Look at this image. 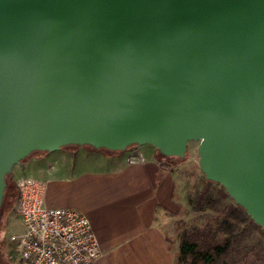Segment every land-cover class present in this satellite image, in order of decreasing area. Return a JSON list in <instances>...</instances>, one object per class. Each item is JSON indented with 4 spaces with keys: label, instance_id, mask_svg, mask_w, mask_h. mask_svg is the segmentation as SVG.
<instances>
[{
    "label": "water",
    "instance_id": "obj_1",
    "mask_svg": "<svg viewBox=\"0 0 264 264\" xmlns=\"http://www.w3.org/2000/svg\"><path fill=\"white\" fill-rule=\"evenodd\" d=\"M190 141L264 231V0H0V206L33 152Z\"/></svg>",
    "mask_w": 264,
    "mask_h": 264
},
{
    "label": "crops",
    "instance_id": "obj_2",
    "mask_svg": "<svg viewBox=\"0 0 264 264\" xmlns=\"http://www.w3.org/2000/svg\"><path fill=\"white\" fill-rule=\"evenodd\" d=\"M146 145L113 155L89 146L38 151L12 170L17 179H43L47 205L88 217L98 242L96 264H175L179 240L169 227L181 219L178 182L174 167ZM132 152L143 161L128 162Z\"/></svg>",
    "mask_w": 264,
    "mask_h": 264
},
{
    "label": "built area",
    "instance_id": "obj_3",
    "mask_svg": "<svg viewBox=\"0 0 264 264\" xmlns=\"http://www.w3.org/2000/svg\"><path fill=\"white\" fill-rule=\"evenodd\" d=\"M127 161H143V157L132 152ZM15 185L14 213L21 229L11 233L9 240L19 264H96L98 242L84 213L47 205L41 178L22 176Z\"/></svg>",
    "mask_w": 264,
    "mask_h": 264
},
{
    "label": "trees",
    "instance_id": "obj_4",
    "mask_svg": "<svg viewBox=\"0 0 264 264\" xmlns=\"http://www.w3.org/2000/svg\"><path fill=\"white\" fill-rule=\"evenodd\" d=\"M72 146L78 145H65L62 146L61 149H67ZM97 149L103 151L107 155H113L122 151L110 150L107 148ZM157 152L159 151L157 150ZM164 164L172 166L168 162H165ZM8 174L5 177V189L0 206V214L7 204L6 195ZM212 182L214 181L209 180L206 177L205 179H199L197 181L195 186L200 185L201 189L194 196L196 199L194 209H201L203 206L214 207L215 201L208 195L210 184ZM214 197L218 200L227 198L229 201L221 208L216 209V214L208 217L204 222L193 226L185 225V228L179 235L178 250L175 254V264H241V262L244 264H255L257 261L261 260L262 257H264V250L255 252L247 251L242 254L237 253L239 255L238 258L233 260L227 259V256L231 251L235 253L239 252L234 246L247 233L256 229L262 236H264V231L250 218L240 205L236 204L231 199L225 188L220 184L219 188H217L214 193ZM259 246L264 249V242H261Z\"/></svg>",
    "mask_w": 264,
    "mask_h": 264
},
{
    "label": "rangeland",
    "instance_id": "obj_5",
    "mask_svg": "<svg viewBox=\"0 0 264 264\" xmlns=\"http://www.w3.org/2000/svg\"><path fill=\"white\" fill-rule=\"evenodd\" d=\"M197 145V141H190L188 143L187 151L183 157H164L162 154L157 152L158 156L167 160L166 162L174 167L176 183L178 182L176 185V200L177 202H181V204L177 215L179 217L181 216V219H177L175 224L169 227L170 236L173 237L176 235L175 237L178 240L180 233L185 228V225L193 226L204 222L208 217L214 216L216 214V209L221 208L229 201L227 198L220 200L215 199L214 193L216 192L217 188H219V184L212 182L210 184V191L208 195L211 196V198L215 201L214 207L211 208L203 206L201 209H194L196 204V199L194 196L201 189L200 185L195 186V184L199 179H205V176L201 172L198 165ZM133 146L137 145H131L128 148ZM146 146L154 149L152 145ZM14 167L16 168V165H14ZM16 180L17 177L14 175L13 170L11 169L7 176V204L0 214V264H6L9 259L10 263L17 262V260H19L18 257L13 253L14 243L9 240L10 234L17 230V220L14 213V204L17 197L15 185ZM173 231H175V234ZM261 242H264V236H262L258 230L254 229L247 233L238 243L235 244L234 247L239 252L235 253L231 251L227 256V259L233 260L238 258L239 255L237 253L242 254L247 251L255 252L264 250L261 246H259ZM241 264L244 263L241 262ZM255 264H264V257H262V259L257 261Z\"/></svg>",
    "mask_w": 264,
    "mask_h": 264
}]
</instances>
